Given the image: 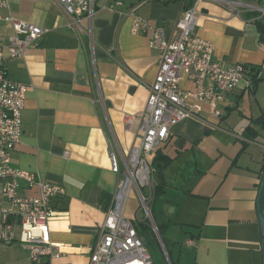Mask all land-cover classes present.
Instances as JSON below:
<instances>
[{
  "label": "crops",
  "instance_id": "crops-1",
  "mask_svg": "<svg viewBox=\"0 0 264 264\" xmlns=\"http://www.w3.org/2000/svg\"><path fill=\"white\" fill-rule=\"evenodd\" d=\"M134 6L137 16L163 28L167 40L176 36L179 0H95L91 24L82 17L78 30L67 25L55 0H12L9 10H0L1 16L11 13L47 31L22 59L6 62L4 70L8 80L27 87L11 166L65 190L50 200L54 214L47 238L61 252L50 264L89 263L116 186L108 142L115 139L124 153L139 142L138 122L127 119L144 109L160 55L148 47L145 36L131 34L128 13ZM198 9L195 33L212 44L213 59L223 67H258L259 81L251 84L245 74L218 104L220 117L202 106L196 118L170 128L157 148L171 160L162 172L157 219L165 227L162 218L170 222L175 217L174 224L191 228L196 241L184 243L189 254L196 252L195 264H261L256 199L264 172V143L258 141L264 108L257 94L264 79V47L257 29L255 41L248 36L249 22L231 17L223 7L204 2ZM11 35V27L0 21V50ZM178 87L195 90L186 78ZM247 93L256 103L245 109ZM235 113L238 121L231 119ZM18 194L35 196L36 190L22 184ZM132 194L124 216L134 222L139 200ZM5 205L0 181V208ZM180 233L170 235V243L176 244ZM0 264H29L26 246L0 243Z\"/></svg>",
  "mask_w": 264,
  "mask_h": 264
},
{
  "label": "built area",
  "instance_id": "built-area-1",
  "mask_svg": "<svg viewBox=\"0 0 264 264\" xmlns=\"http://www.w3.org/2000/svg\"><path fill=\"white\" fill-rule=\"evenodd\" d=\"M11 1L0 0V10H9ZM55 1L62 6L70 28L78 30L82 17L91 24L95 0ZM179 1L182 9L175 23L177 34L170 40L166 39L163 28L152 26L135 14L137 6L128 13L132 19L131 34L145 36L148 47L159 52L160 63L154 81L147 86L144 109L127 119L138 122L141 134L138 144L124 153L115 139L108 142L116 186L99 225L88 264H153L133 222L124 216L128 197L133 192L137 195L139 210L145 215L143 219L150 221L157 234L150 212L154 199L151 157L168 139L170 128L184 119L196 118L202 106H206L209 115L220 117L218 104L245 79L246 70L242 64L223 67L213 59L212 44L196 35L198 8L210 2L223 7L231 17L252 23L264 17V0ZM115 3L121 5V1ZM0 21L12 30L8 44L0 50V181L6 200V205L0 208V243L20 242L28 250L29 264H50L61 255L59 247L47 238L48 221L54 214L50 200L64 195L65 190L42 180L38 174L11 166V151L20 142L21 111L27 87L8 80L4 70L6 62L22 59L26 50L47 31L11 13L0 15ZM90 48H93L91 40ZM183 78L194 85L193 92L179 89ZM187 99L192 103H187ZM22 184L35 189L36 195L20 196L18 190ZM134 222L144 223L137 213ZM186 243L193 244L191 240Z\"/></svg>",
  "mask_w": 264,
  "mask_h": 264
},
{
  "label": "rangeland",
  "instance_id": "rangeland-1",
  "mask_svg": "<svg viewBox=\"0 0 264 264\" xmlns=\"http://www.w3.org/2000/svg\"><path fill=\"white\" fill-rule=\"evenodd\" d=\"M262 21L264 23V17L262 18ZM247 31L248 36L251 37V39H254L256 41L257 33L256 28L253 24H247ZM261 75L264 78V68L261 70ZM258 101L261 103V107L264 108V79L260 82L258 86ZM255 98L247 93L246 99H245V109L247 106H253L255 104ZM235 118V121H238V117L235 114L231 115V119ZM263 133V136L261 138H258V141L260 143H264V129L261 130ZM153 178V177H152ZM135 196V194H132ZM153 206L151 205L150 212L153 219V225L157 230V234L153 232L152 224L149 220L143 219L145 217L144 213L141 212V210H138L137 216L139 220L144 221V223L139 222L143 224L146 228L145 233L143 234L142 238L144 240V244L146 246L147 251L149 252L153 264H195L194 257H195V251H192L191 254L187 250V247L185 246V239L191 238L190 234L193 233L191 228L187 225H176L174 224L175 217H171V221L168 222V220L163 219L162 221L165 222V227L159 224V220L157 219V212L161 209V203L157 201L154 205V209H152ZM167 213L170 214V209L167 210ZM168 218V217H167ZM159 221V222H158ZM138 223V222H137ZM161 223V222H160ZM177 226V227H176ZM177 228L178 233H180V229L183 228L182 232L179 235V239L176 244L172 241L170 243L171 236L170 235H177L178 233H175ZM195 237V236H194ZM171 239V240H170ZM191 240L196 241L195 238H191ZM195 252V253H194ZM167 256L169 261L167 260ZM252 264H260L259 262L255 263L254 261Z\"/></svg>",
  "mask_w": 264,
  "mask_h": 264
},
{
  "label": "trees",
  "instance_id": "trees-1",
  "mask_svg": "<svg viewBox=\"0 0 264 264\" xmlns=\"http://www.w3.org/2000/svg\"><path fill=\"white\" fill-rule=\"evenodd\" d=\"M95 5V2H94ZM259 34V39L260 41H262L263 37H264V23L262 21V19H258L254 22H252ZM246 69V74L250 75V79L249 81H251V84L256 83L257 81H259V69L258 67H250V70L248 69V67L244 66ZM170 159L166 158L165 156H162L159 154V151L156 150L155 153L153 154V156L150 159V166L153 172V184H154V199L153 202L151 203V205L153 206L157 201L160 202V196L163 194V189H164V184L162 182V172L163 170L166 168V166L170 163ZM264 171V169H263ZM151 208V206H150ZM134 228L137 232L138 237L143 241L144 240L142 238L143 234L145 233V226L141 223H137V222H133ZM145 245V244H144Z\"/></svg>",
  "mask_w": 264,
  "mask_h": 264
},
{
  "label": "water",
  "instance_id": "water-1",
  "mask_svg": "<svg viewBox=\"0 0 264 264\" xmlns=\"http://www.w3.org/2000/svg\"><path fill=\"white\" fill-rule=\"evenodd\" d=\"M262 46L264 47V37L262 39ZM256 219L259 229L261 264H264V172L261 176L258 193H257Z\"/></svg>",
  "mask_w": 264,
  "mask_h": 264
}]
</instances>
